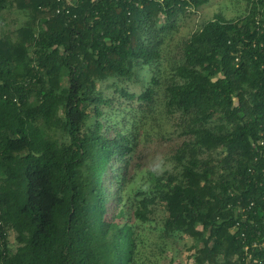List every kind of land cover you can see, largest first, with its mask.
Masks as SVG:
<instances>
[{
    "label": "trees",
    "instance_id": "16d2710c",
    "mask_svg": "<svg viewBox=\"0 0 264 264\" xmlns=\"http://www.w3.org/2000/svg\"><path fill=\"white\" fill-rule=\"evenodd\" d=\"M243 1L183 43L160 100L147 86L107 129L104 85L119 108L121 84L157 85L165 33L207 0H0V22L17 16L0 29V264H137L156 213L193 264H264V0ZM155 104L175 124L154 135L169 168L153 158L134 187L135 118Z\"/></svg>",
    "mask_w": 264,
    "mask_h": 264
},
{
    "label": "rangeland",
    "instance_id": "374dc122",
    "mask_svg": "<svg viewBox=\"0 0 264 264\" xmlns=\"http://www.w3.org/2000/svg\"><path fill=\"white\" fill-rule=\"evenodd\" d=\"M245 8L246 4L243 0H207L204 5L196 9L194 12L187 15H180L177 18L175 28L172 31L165 33L163 42L160 46V59L153 71L158 80L157 85L150 83L148 77L145 86H143V82H139V80L147 75V71L143 72V76L138 80V82L132 81L121 84V87H124L134 96L132 100H125L121 108H119V105H117L115 101L117 100L118 95L113 92L111 84L108 83L104 85V92L112 99L111 106H113V109L107 106L103 107V111H105L102 123L107 127V129L110 124L114 123L115 117L118 115L116 110L123 111L124 114L128 115L126 121H133V117L129 114V110L142 103L137 100V97L147 86L155 90L158 100L163 97L164 88L171 82L175 65L180 59L183 43L192 33L197 31L204 22L211 20L216 14H220L226 19L241 17L245 14ZM16 18L17 16L13 12L4 13L3 21L0 22V29L6 24L14 30L16 27L14 20ZM109 86H111L110 90L107 89ZM154 108L155 110L148 115L147 119H140L141 121H139V115L135 118L136 123H138L136 125L138 130L137 147L135 148L134 153L130 156L133 158L130 166L131 174L132 176H136L134 187H142L145 183L144 173L146 169H149L152 166L151 164L154 161L153 158H158L155 160L157 163L155 167L157 166L159 170H161L163 166H165L164 168H169L168 165L163 164V158H167V146L164 145L163 147L160 146L157 148L155 145L156 136L154 135L159 128L172 133L175 128V124L174 120L168 121L165 116L160 114V105L155 104ZM119 120L120 117H118V122ZM111 131L112 130H108V135H110ZM155 149H159L157 154L155 153ZM137 150L139 151L137 152ZM141 159L143 163L142 167H140ZM138 172L141 173L138 174ZM131 190L132 186L125 185L122 192L125 196H127L128 191L131 192ZM130 197L132 199L135 196L131 193ZM114 205V199L110 198L109 210H111ZM154 219L155 221L139 225L134 229V240L136 244L134 260H137L136 263L193 264V259L191 258L193 251L188 250L192 242L186 237L180 239L159 238L161 214L156 213ZM9 240L12 244L14 241L12 233H10Z\"/></svg>",
    "mask_w": 264,
    "mask_h": 264
},
{
    "label": "built area",
    "instance_id": "2783aa9c",
    "mask_svg": "<svg viewBox=\"0 0 264 264\" xmlns=\"http://www.w3.org/2000/svg\"><path fill=\"white\" fill-rule=\"evenodd\" d=\"M264 144V141L260 142V145ZM252 205V204H251ZM252 247H260V248H264V239L261 240V242H255L253 243Z\"/></svg>",
    "mask_w": 264,
    "mask_h": 264
}]
</instances>
